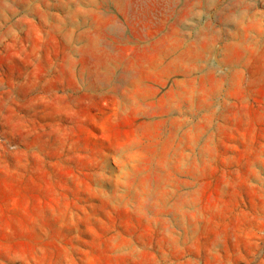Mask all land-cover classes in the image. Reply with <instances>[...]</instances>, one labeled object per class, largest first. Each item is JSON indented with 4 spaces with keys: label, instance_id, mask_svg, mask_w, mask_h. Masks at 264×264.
<instances>
[{
    "label": "rangeland",
    "instance_id": "1",
    "mask_svg": "<svg viewBox=\"0 0 264 264\" xmlns=\"http://www.w3.org/2000/svg\"><path fill=\"white\" fill-rule=\"evenodd\" d=\"M0 264H264V0H0Z\"/></svg>",
    "mask_w": 264,
    "mask_h": 264
}]
</instances>
